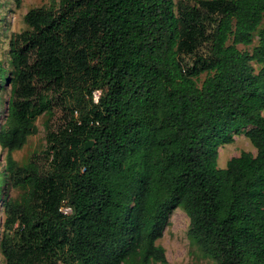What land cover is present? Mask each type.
Here are the masks:
<instances>
[{"label":"trees","instance_id":"obj_1","mask_svg":"<svg viewBox=\"0 0 264 264\" xmlns=\"http://www.w3.org/2000/svg\"><path fill=\"white\" fill-rule=\"evenodd\" d=\"M51 2L25 13L9 71L0 60V178L21 190L3 205L5 264L164 262L156 240L176 207L204 257L264 264V0ZM47 91L71 101L56 129ZM41 113L43 171L12 157ZM233 133L256 152L219 168Z\"/></svg>","mask_w":264,"mask_h":264},{"label":"rangeland","instance_id":"obj_2","mask_svg":"<svg viewBox=\"0 0 264 264\" xmlns=\"http://www.w3.org/2000/svg\"><path fill=\"white\" fill-rule=\"evenodd\" d=\"M177 1V0H173ZM51 0H0V60L3 62L7 71L11 69L10 57L8 54L11 38L25 29L27 25L24 22L25 13L35 7L51 6ZM251 45H239V48L251 50ZM188 60V59H187ZM254 71L258 69L257 64H253ZM5 74L2 76V85L0 86V126L5 127L8 121L7 101L10 96V85ZM204 74L200 76L202 79ZM48 96L52 98L53 115L50 118L48 126L56 129L64 124L65 119L69 118L71 101H63L54 92L47 91ZM264 115V109L262 110ZM73 116H78V112H73ZM45 113L39 114L35 119L37 131L26 137L25 143L12 152L13 159L19 164H26L34 160L39 164L40 170L46 168V120ZM233 141L222 143L218 146L217 166L225 167L227 160L238 155L241 151L256 152L255 147L250 140L242 133H233ZM6 149L0 146V171L5 167ZM21 190L0 178V235L2 232V220L4 217L3 205L8 198L17 197ZM189 219L181 207L174 208L168 215L167 221L162 231L161 237L156 243L161 245L165 251V261H152L149 264H215L211 258L204 257L195 242L187 234ZM0 264H5L4 258L0 252Z\"/></svg>","mask_w":264,"mask_h":264},{"label":"built area","instance_id":"obj_3","mask_svg":"<svg viewBox=\"0 0 264 264\" xmlns=\"http://www.w3.org/2000/svg\"><path fill=\"white\" fill-rule=\"evenodd\" d=\"M100 94V91L99 90H96L93 92V97H94V100L96 101L98 96ZM59 210L63 213V214H69L71 212V207L69 205H66V204H62L59 208Z\"/></svg>","mask_w":264,"mask_h":264},{"label":"water","instance_id":"obj_4","mask_svg":"<svg viewBox=\"0 0 264 264\" xmlns=\"http://www.w3.org/2000/svg\"><path fill=\"white\" fill-rule=\"evenodd\" d=\"M14 131H15V129H14ZM92 143H93L92 140L87 141V142L85 143V148H86V149L90 148L91 145H92Z\"/></svg>","mask_w":264,"mask_h":264}]
</instances>
